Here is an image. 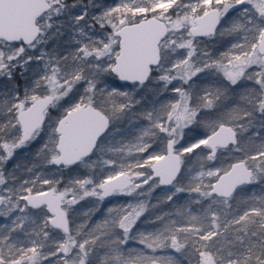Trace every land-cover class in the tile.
I'll use <instances>...</instances> for the list:
<instances>
[{
    "label": "snow or ice",
    "instance_id": "obj_1",
    "mask_svg": "<svg viewBox=\"0 0 264 264\" xmlns=\"http://www.w3.org/2000/svg\"><path fill=\"white\" fill-rule=\"evenodd\" d=\"M69 11L66 0H0V77L11 81L17 72L27 76L36 64L23 95L14 89L0 101V165L42 132L47 135L42 151L47 162L57 168H90L97 153L124 157L148 152L151 139L145 137L159 135L164 149L121 163L118 171L98 182L93 175L75 177L59 190V180L43 178L47 190L34 191L41 179L36 177L19 187L6 188L7 195L0 194V216L21 215L0 235V264H97V260L99 264H175L170 256L144 251L154 254L169 247L176 252L194 249L196 264H264V196L258 206L253 204L242 214L230 211L237 189L264 184V143L254 151L241 147L234 127L217 120L207 125L210 135L206 138L180 144L183 129L196 122L199 112L217 107L228 88L235 90L241 80L258 87L245 93L251 110L236 112V117L245 121L236 126L247 130L255 112L264 121V0H121L93 16L92 24L86 20V9L81 8L73 16L77 28L74 50L68 55L47 52L44 46L56 28V18ZM95 25L105 30L99 37L92 31ZM218 26L229 35L238 34V42L220 59L204 51L201 56L207 58L201 60L197 37L217 35ZM206 71L221 73L227 84L205 88L194 100L189 82ZM103 75L141 86L154 78L164 90L180 81V86L171 89L179 99L164 106L166 119L147 112L144 118L149 126L141 129L134 141L110 143L109 137L115 139L110 124L126 115L134 101L126 91L108 89ZM115 97L125 99L116 102ZM202 146L208 149L207 161L218 159V149L243 155L208 168L201 164L189 171L185 186L178 179L183 158ZM100 162L104 166L117 163L111 156ZM149 181L150 187L171 186L168 201L178 193H189L188 204L175 212L182 220L186 218V223L171 220L156 230L134 233L137 220L146 211L141 201L92 228L86 223L70 225L71 207L79 200L131 196ZM7 183L0 168V186ZM193 204L199 209H193ZM28 209L39 210V218H33ZM229 230L233 234L230 239L225 237ZM16 232L27 239L14 237ZM219 237H225L224 241ZM129 241L142 246L141 251L124 247Z\"/></svg>",
    "mask_w": 264,
    "mask_h": 264
},
{
    "label": "rangeland",
    "instance_id": "obj_2",
    "mask_svg": "<svg viewBox=\"0 0 264 264\" xmlns=\"http://www.w3.org/2000/svg\"><path fill=\"white\" fill-rule=\"evenodd\" d=\"M121 3V0H87V1H76L69 5L70 11L66 13L64 16L56 18V28H54L53 35L49 38L47 44L44 46V50L47 52H53L59 55H68L74 48L76 47L75 37L77 35V28L73 22V16L80 12L81 8H85L88 15L86 20L89 24H92V17L98 16L102 14L107 8L117 6ZM76 5L75 7H72ZM235 18V17H233ZM83 23V22H81ZM223 23V21H222ZM230 26V25H229ZM57 28L59 29V33L56 34ZM94 34L96 37H99L105 30L100 29L98 25H95ZM219 32H225L224 28H220L218 30V34L213 37L198 39V53L197 55L201 57V60L206 59L207 57L201 56V53L207 51L209 55L214 59H220L223 53L229 52L231 45L238 42L237 36L238 34L229 35L225 32L224 35H220ZM233 39V40H231ZM231 44H226L228 41ZM242 41V36L240 37ZM225 48H224V47ZM183 51V50H181ZM238 51V50H236ZM39 54V50L36 53ZM195 59V57H194ZM36 70V64L33 63L32 71ZM32 71H30L27 76L24 77V83L21 88L14 83H10V80L7 77H0V101H3L7 94L11 93L12 90H18L23 95V91L28 84V77L32 75ZM248 71H252L249 69ZM108 75L102 76V82L106 81ZM150 83L141 85H131V86H115V87H107L108 89L117 88L129 93L131 100L136 103H139L142 99L151 98L150 101L151 107L148 111H145L141 114L145 115L147 112L159 113L161 117L166 119L164 106L169 105L179 99L177 93L171 91L173 86H180V81H173L171 85L168 86V90H164L162 87V83H157V81L153 78L149 81ZM192 85L190 91L193 93V99H196V94L199 92V89L204 88H212L213 86H222L227 84V81L224 80L221 73H217L215 71H206L198 74L196 77H193L192 81L189 82ZM201 86V88L197 85ZM205 84V86H204ZM204 86V87H203ZM185 89L188 88V85H183ZM235 87V90L232 87H229L225 95L217 101L216 113L214 114L213 109H203L199 112L196 122L190 125L187 128L183 129V138L180 141V144L186 145L183 143L186 132L189 129H192L197 124V121L201 117V114L206 112V117L203 121V127L201 130H204V133H210V128L207 126L210 123H214L217 120H227L231 122V125L235 128L236 131H240L242 137L245 134L247 136L254 135L257 136L259 133H264V121H262L260 114L258 112L254 113V118L252 122L248 124L247 130H241L238 124L245 123L244 120L238 119L236 117V112L242 108H248L251 110V106L247 104L246 99L244 98L245 93L250 92L252 89L258 87L252 81L241 80ZM119 100H124L125 97H116ZM240 109L238 110L237 108ZM130 111V115H122L120 119L114 120L112 124V128L110 131L114 133L115 139L109 137V142H121L130 143L135 140V138L140 134L141 129L149 126V121L146 119H139L137 116L136 110L133 108L128 110ZM127 111V112H128ZM53 117L57 115L56 112L52 113ZM134 117L131 122L127 123V117ZM3 122V118L0 117V123ZM158 131V130H156ZM206 135H198L196 138L193 137L190 143L196 142L198 139L206 138ZM163 135V134H160ZM158 144H160V136H156ZM264 137V135H263ZM153 138V137H152ZM155 138V137H154ZM156 139V138H155ZM129 140V141H128ZM47 142V135L42 132L39 137L30 142L27 146L18 148L14 150L13 156L0 165L2 168L5 178L8 181L6 185L0 186V194L7 195L6 188L16 186L19 187L24 183L25 180H33L36 177H40V180H37L36 184L40 183L41 185L37 187V189L47 190L48 185H43L41 180L43 178L56 179L59 180L60 183L56 185L59 190H63L65 186L69 183L70 179L75 177H83L93 175L94 179L98 182L102 177L111 174L113 171H118L119 166L121 164L119 156L113 153H108L107 155L97 153L93 156V166L90 168H84L83 166H71V168H57L55 165H51L47 162V158L45 153L42 151L43 145ZM163 143V141H161ZM241 146V145H240ZM179 147V145H177ZM1 153H3V149L0 148ZM233 159L238 156H242V153L231 152ZM139 154V153H133ZM109 156H115V158H119L115 165L104 166L101 164V159H107ZM147 157V156H145ZM229 158V157H228ZM122 159V158H121ZM219 160H223L220 156ZM219 160L210 161L212 164L220 165L227 163V159H224L223 162L219 163ZM14 164L8 169H4L6 164ZM184 164V158H183ZM212 167V166H211ZM190 167H188L189 169ZM139 171H145L140 169ZM20 178L22 180L20 181ZM152 181H149V184L142 185V188L137 189L136 193L133 195H113L110 199H104L103 201H99L96 197H86L83 200H79L78 203L72 205L69 216H70V224L76 225L80 223H86L88 228L94 227L98 223H102L109 216H116L120 212L125 209H128L129 204L135 205L138 202L143 201L146 204L150 194L155 190V187H150ZM262 187L263 184H257ZM31 186V184H29ZM137 193H142L141 195H137ZM68 198H71V194ZM23 203V202H21ZM109 209H111V213H109ZM130 210V209H129ZM28 211L32 214L33 218H39L38 213L39 210L36 209H28ZM146 212V211H145ZM144 212V213H145ZM17 215H21L19 212L11 213L8 216H0V227H3L8 230L11 227L12 221L15 219ZM142 216V215H141ZM140 216V217H141ZM139 217V218H140ZM138 222V221H137ZM136 222V223H137ZM1 230V228H0ZM87 230V229H86ZM5 231V232H6ZM54 232H58V230H52ZM62 235V233H60ZM14 237H18L20 240H26L27 237L24 236L22 232L13 233ZM53 261L55 257L51 258ZM43 264H48V261H43Z\"/></svg>",
    "mask_w": 264,
    "mask_h": 264
},
{
    "label": "trees",
    "instance_id": "obj_3",
    "mask_svg": "<svg viewBox=\"0 0 264 264\" xmlns=\"http://www.w3.org/2000/svg\"><path fill=\"white\" fill-rule=\"evenodd\" d=\"M76 1H87V0H66V3L71 5L72 3L76 2ZM233 40V39H231ZM228 41V43L226 44H231V42L234 41ZM224 47V46H223ZM225 48V47H224ZM155 75V74H154ZM10 83H14L18 86V88H21L23 83H24V77L20 76L19 72L15 73L13 76V79L10 81ZM106 87H115V86H131L134 84H124V83H120L116 77L114 76H108L106 81L103 82ZM148 83H150L148 81ZM146 83V84H148ZM138 85V84H136ZM199 86V84H197ZM205 86V84H204ZM203 86V87H204ZM201 88V86H199ZM205 89V88H204ZM203 89H199L198 93H203ZM116 102H119L121 100L118 101V99L115 97L114 98ZM153 99V97L151 96V98H145L142 99L139 103L134 102L132 104L131 109L133 108L134 110H136L137 112V116H139L141 113L148 111L151 107V103L150 101ZM133 101V100H132ZM109 108L111 107V102H109L108 104ZM238 110L240 109L237 108ZM128 110H126L127 112ZM130 111L127 112L126 115H130L129 113ZM214 114L216 113V108L213 109ZM206 112L203 114H201L202 118H199V120L197 121V124L195 125V127H193L192 129H189L186 132V136L185 139L183 141V143L189 144L191 142V140L194 138H196V136L198 135H206V133H204V130H201V128L203 127V121L205 119ZM145 115L141 114V116H139L138 118L141 119H145L144 118ZM134 117H127V123L131 122V120ZM226 119V118H225ZM223 119L226 123H230L231 122L227 120ZM112 126V124H111ZM112 128V127H111ZM208 135V134H207ZM264 133H259L257 136L254 135H249L247 136V134L244 135V137H242L240 131H238V141L241 145V147L247 148L248 150L254 151L261 143H264V137H263ZM156 138V139H155ZM153 137V138H149V137H145V139H151V147L148 149V152L142 153V154H133L132 156H124L120 158L121 163H132L134 162V158L139 157V156H148L149 153H158V152H162L164 149V142L162 143L160 140V144H158V142H156L157 137ZM129 141V140H128ZM185 145V144H184ZM234 146H229V148H232ZM208 152V149L203 148V146L200 149H196L194 150L193 153L191 154H187L184 157V167L183 170L181 172V177H179L178 179H181V183L183 185L186 186L187 184V179L186 177L188 176L189 171H195L197 168L200 167V165H204L205 168L211 167L213 166L212 163H210V161H207L206 159V153ZM1 153V151H0ZM217 157L219 160L220 156L222 157L223 160H219V163L223 162L224 159H227V161H231L233 160L232 157H230L232 155L231 152H227V150L225 149H219L217 152ZM223 153V155H221ZM243 154V153H242ZM113 159H115L116 161L119 158H115V156H111ZM229 157V158H228ZM14 164H6L4 169H8L9 167H11ZM188 167H190L188 169ZM12 168V167H11ZM146 172L150 171L149 169H143ZM22 180V178H20V181ZM22 185V184H21ZM41 184H35L34 187V191L37 189L38 186H40ZM29 186V185H26ZM171 191V186L168 187H162V186H158L155 187V190L150 194L148 200L146 201V212L137 220L138 222L136 223V225L133 228V232H139V231H152V230H156L159 227H161L163 225L164 222L167 221H171V220H177L178 222L181 223H186V218L185 219H181L180 217L175 216V212L178 208H181L182 206L188 204L189 202V193L188 192H181L176 194L173 197V201H168L166 199V195L170 194ZM192 196L195 195V193L191 194ZM264 196V184L261 186L257 185V184H251V185H245L243 186L242 189H238L237 190V194H236V198L233 200L232 202V209L230 210L231 212H233V214L235 213H239L242 214L243 211L248 208L249 206L256 204L257 206L259 205V198ZM193 209H199V205H192ZM157 217H163V220H158ZM229 219L231 218V216L228 217ZM223 219V217H222ZM0 235H3V233L6 231L5 228L0 227ZM13 235V233H12ZM232 232L231 230H229L228 233H225V237H228L229 239L232 237ZM225 237H219L217 239L221 240L222 242L224 241ZM198 246V245H197ZM124 247L128 248V249H134L136 252L141 251V247L140 245H138L137 243H135V241H129V243L127 245H125ZM6 250V249H5ZM101 253H103V249L100 250ZM144 251L149 254V255H156L159 257H167L170 256L173 258V260L175 261V264H196V260L198 259L197 253L194 251V249L189 248L186 250H182L181 252H176L174 249H171L170 247L161 251H158L156 253H150L148 252V250L144 249ZM102 258V257H101ZM97 264H99V260H97Z\"/></svg>",
    "mask_w": 264,
    "mask_h": 264
},
{
    "label": "water",
    "instance_id": "obj_4",
    "mask_svg": "<svg viewBox=\"0 0 264 264\" xmlns=\"http://www.w3.org/2000/svg\"><path fill=\"white\" fill-rule=\"evenodd\" d=\"M218 29H219V26H218ZM197 38L202 39V38H207V37H197ZM117 80H118V78H117ZM118 81H119V80H118ZM119 82H120V83H124V84H129V83H131V82H122V81H119ZM146 83H148V81H146L145 84H146ZM110 125H111V124H110ZM231 126H232V125H231ZM110 127H111V126H110ZM234 130H235V128H234ZM235 131H236V130H235ZM236 132H237V139H238V131H236ZM208 135H210V133H209ZM208 135H207V136H208ZM207 136H206V137H207ZM229 146H233V145H229ZM73 166H74V165H73ZM183 166H184V165L182 164V165H181V172H182V170H183ZM56 167H57V166H56ZM178 178H179V177H178ZM168 186H170V185H168ZM162 187H165V188H166L167 186H162ZM237 190H238V189H237ZM112 196H113V195H112ZM112 196L105 197V199H110ZM36 210H37V209H36ZM70 225H72V224H70Z\"/></svg>",
    "mask_w": 264,
    "mask_h": 264
}]
</instances>
